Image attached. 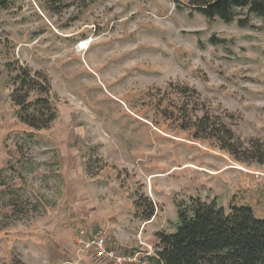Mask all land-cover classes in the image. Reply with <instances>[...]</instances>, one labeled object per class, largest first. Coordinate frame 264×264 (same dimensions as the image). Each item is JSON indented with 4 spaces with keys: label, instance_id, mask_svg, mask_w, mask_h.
<instances>
[{
    "label": "rangeland",
    "instance_id": "rangeland-1",
    "mask_svg": "<svg viewBox=\"0 0 264 264\" xmlns=\"http://www.w3.org/2000/svg\"><path fill=\"white\" fill-rule=\"evenodd\" d=\"M9 1L0 10V264H109L81 250L78 241L96 233L118 254L139 252L152 264L157 234L174 232L179 206L196 198L264 219V166L237 162L184 129L195 106L198 115L209 109L232 117L246 148L264 150L259 17L244 28L210 21L191 14L190 0H75L56 9ZM19 67L50 79L58 114L48 129L18 117ZM146 198L157 210L151 222L135 205Z\"/></svg>",
    "mask_w": 264,
    "mask_h": 264
},
{
    "label": "trees",
    "instance_id": "trees-1",
    "mask_svg": "<svg viewBox=\"0 0 264 264\" xmlns=\"http://www.w3.org/2000/svg\"><path fill=\"white\" fill-rule=\"evenodd\" d=\"M74 1L48 0L54 9L71 7ZM188 7L191 14L203 15L210 21L221 19L226 24L237 22L242 28L249 27L251 15H256L264 28V0H190ZM9 8V0H0V10ZM246 10L248 15L242 16L240 12ZM210 41L216 40L212 37ZM17 70L12 79L15 86L12 101L20 121L38 131L50 128L58 114L51 99L50 79L30 68ZM193 93L199 97L196 90ZM198 111L195 106L192 122L184 126L185 130L193 131V138L215 140L237 162L264 166L263 148L257 142L251 143L254 149L246 148L230 126L231 116L217 117L209 109L198 115ZM135 205L141 221L151 222L157 216L152 200L146 198L144 203L136 201ZM178 210L176 230L157 234L160 243L150 258L152 264H264V219L255 217L252 208L233 204L224 208L216 201L206 203L196 198L189 204H181Z\"/></svg>",
    "mask_w": 264,
    "mask_h": 264
},
{
    "label": "built area",
    "instance_id": "built-area-1",
    "mask_svg": "<svg viewBox=\"0 0 264 264\" xmlns=\"http://www.w3.org/2000/svg\"><path fill=\"white\" fill-rule=\"evenodd\" d=\"M78 242L83 248L81 249L83 252L90 253L97 259L109 262V264H151L150 262H142L139 252L135 256L118 254L112 246V241L104 233H96L92 239L86 241L82 239Z\"/></svg>",
    "mask_w": 264,
    "mask_h": 264
},
{
    "label": "bare ground",
    "instance_id": "bare-ground-1",
    "mask_svg": "<svg viewBox=\"0 0 264 264\" xmlns=\"http://www.w3.org/2000/svg\"><path fill=\"white\" fill-rule=\"evenodd\" d=\"M82 46L86 49V47H88L85 43L84 44H82Z\"/></svg>",
    "mask_w": 264,
    "mask_h": 264
}]
</instances>
